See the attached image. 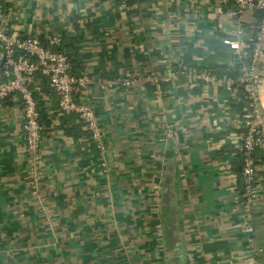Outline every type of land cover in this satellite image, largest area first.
<instances>
[{
	"label": "crops",
	"instance_id": "crops-1",
	"mask_svg": "<svg viewBox=\"0 0 264 264\" xmlns=\"http://www.w3.org/2000/svg\"><path fill=\"white\" fill-rule=\"evenodd\" d=\"M2 1L9 32L77 40L92 83L74 97L104 150L40 92L54 116L31 165L22 104L0 100V264H264V182L245 206L232 164L238 91L191 77L232 74L229 42L249 44L257 16L239 38L224 0ZM126 74L131 87H100Z\"/></svg>",
	"mask_w": 264,
	"mask_h": 264
},
{
	"label": "built area",
	"instance_id": "built-area-1",
	"mask_svg": "<svg viewBox=\"0 0 264 264\" xmlns=\"http://www.w3.org/2000/svg\"><path fill=\"white\" fill-rule=\"evenodd\" d=\"M224 1L234 5L229 15L235 25L234 34L239 38L242 37L243 16L246 13L257 16L249 44H239L238 40L229 42L234 58L241 63L238 75L228 77L210 71H194L191 77L193 81L212 85L223 92L236 89L247 103L245 111L237 113L241 118V133L236 150L243 157L241 197L248 207L257 197L255 175L259 166L252 155L256 149L264 151V78L261 76L264 61V0ZM59 41L53 39L46 47L35 36L19 37L9 32L4 23L3 1L0 0V100L16 95L22 104L21 130L31 165L37 164L40 158L43 130L39 123L37 101L31 89L38 74L47 80L49 88L57 97L58 115H76L96 147L100 151L104 150L101 129L92 107L85 102H78L74 97L76 91L86 89L92 80L85 73L80 77L70 75L67 56L55 49ZM151 76L157 80L156 76ZM99 84L103 89L119 86L128 88L134 81L126 74L102 80Z\"/></svg>",
	"mask_w": 264,
	"mask_h": 264
},
{
	"label": "trees",
	"instance_id": "trees-1",
	"mask_svg": "<svg viewBox=\"0 0 264 264\" xmlns=\"http://www.w3.org/2000/svg\"><path fill=\"white\" fill-rule=\"evenodd\" d=\"M59 44L55 47L56 50L61 51L67 56L69 65H70V75L73 77H80L81 75L84 74V63L81 54L79 53V47L77 45V40L73 38L72 36H69L67 33H63L60 38H59ZM232 62L234 63V69L232 70V74H225L224 76L228 77H236L239 72V67L241 65L240 61L236 60L233 56ZM37 83V85H36ZM37 87L39 89H37ZM31 89L33 91V95L35 100L37 101V110L39 112V123L43 127L42 133L44 130L49 128V126L52 123L53 116L48 114L47 111V104L46 101L43 99L41 93H49L50 88L48 85L47 80L40 76L39 74L35 76L34 82L31 85ZM240 101L238 102V105H235L234 107L238 110V112H242L244 108H246L247 103L246 101L242 98L241 93L238 91ZM64 117L69 116V115H63ZM253 159L256 164L264 165V151L260 149H256L253 153ZM242 154L237 152L234 160L232 161L233 164V170L234 174L236 176V189L239 192V195L243 193V179H242ZM262 177L263 182H264V170L256 173L255 175V183L257 181L258 177ZM256 185V184H255Z\"/></svg>",
	"mask_w": 264,
	"mask_h": 264
}]
</instances>
